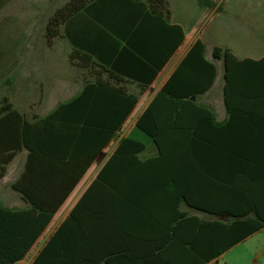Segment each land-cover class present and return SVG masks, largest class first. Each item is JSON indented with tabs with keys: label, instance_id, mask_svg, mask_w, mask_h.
Instances as JSON below:
<instances>
[{
	"label": "trees",
	"instance_id": "1",
	"mask_svg": "<svg viewBox=\"0 0 264 264\" xmlns=\"http://www.w3.org/2000/svg\"><path fill=\"white\" fill-rule=\"evenodd\" d=\"M90 1L69 0L58 8L46 25L47 37L57 36L61 23ZM144 1L168 18L167 0ZM197 3L213 5L210 0ZM164 25L176 29L177 42H182L179 26L165 21ZM204 51L197 40L135 123L151 140L156 155L141 159L142 142L120 139L31 264H208L264 228V56L239 59L229 48L213 49V59L223 62V102L228 115L224 124H218L210 109L191 99L209 90L216 77V68L205 60ZM100 87L96 95L114 97L118 104L113 108L83 105L85 91L60 104L32 125L34 154L29 162L39 158L68 162L87 154L91 162L107 146L136 98ZM3 102L0 120L17 114L6 98ZM109 110H114V120L106 119ZM98 114L105 118L98 120ZM7 124L14 150L19 149L23 128L15 120ZM42 125L44 138L38 144ZM74 184L75 180L64 189V196ZM13 188L18 190L16 185ZM61 202L24 211L0 207L3 264L24 258ZM181 205L214 218L204 220ZM16 221L17 231L11 228Z\"/></svg>",
	"mask_w": 264,
	"mask_h": 264
},
{
	"label": "crops",
	"instance_id": "2",
	"mask_svg": "<svg viewBox=\"0 0 264 264\" xmlns=\"http://www.w3.org/2000/svg\"><path fill=\"white\" fill-rule=\"evenodd\" d=\"M53 1L55 0H28L16 7L20 13L17 16L0 14V25L11 18L25 19L28 23L44 27L39 36L21 33L14 37L18 42L26 40V37L29 42L37 39L40 48L32 46L27 50L17 49L5 61L0 56V74L3 73L5 63L11 65L12 99L4 98L17 113L5 118L2 116L0 120V207L10 211H24L35 205L50 208L54 201H62L50 223L24 258L14 264L33 262L95 180L120 139L133 138L142 142L145 149L139 154L141 159L156 155L149 142L142 139L135 123L197 40L205 47V60L214 64L216 77L209 90L191 99L210 109L218 124H224L228 120L223 102L222 63L212 57L215 47H223L207 45L201 33L174 19L173 9L176 4L189 8L190 4H198L197 0H167L169 15L166 20L163 11H152L151 5L144 0H92L81 11L61 23L57 36L48 38L46 25L49 19L69 0H63L55 6H52ZM210 1L212 7H199L215 13L223 10L222 5L226 0ZM6 3L5 0H0V10L5 9ZM232 9L242 19L243 28L247 30L245 40L253 43L264 41L261 38L264 33L260 27H254L264 20V0H234ZM164 21L169 26H179L182 29V42L178 44L179 32L165 27ZM263 56L264 54L256 58L257 56L243 54L240 59H259ZM100 85L121 90L136 98L134 108L107 146L91 162L88 154L68 162L40 158L29 162L28 158L32 156L30 158L33 159L34 154L32 125L37 120L45 119L60 104L70 102L84 91L86 97L81 101L83 105H106L113 108L118 104V99L114 97L96 95L100 90L98 87L103 88ZM105 117L114 120L116 114L114 110H109ZM105 117L99 114L96 116L98 120ZM9 120L20 122L23 128L21 147L16 150L10 137L11 128L7 124ZM45 128L42 125L38 129V144L44 138ZM74 180L73 188L64 196V189ZM14 185L18 190L13 188ZM1 225L0 248L4 246V227ZM11 226L12 230H18L17 221ZM0 264H3L1 259Z\"/></svg>",
	"mask_w": 264,
	"mask_h": 264
},
{
	"label": "rangeland",
	"instance_id": "3",
	"mask_svg": "<svg viewBox=\"0 0 264 264\" xmlns=\"http://www.w3.org/2000/svg\"><path fill=\"white\" fill-rule=\"evenodd\" d=\"M27 1L28 0H5L7 5L3 11L0 10V14L9 15V17H12L11 15L14 14L17 16L20 13L18 12L19 8L17 9L16 7ZM61 1L63 0L53 1L52 6L59 4ZM233 2L234 0H226L222 5L223 10H217L215 13L210 10L201 9L198 4H190L189 8L182 7L181 4H176L173 9L174 19L180 20L185 25L193 28L195 32L201 33L207 45L216 44L223 48H229L239 59L242 58L243 54L257 56L256 58H258V56L264 54V41L253 43L245 40V38H247V30L243 28L244 24H242V19H239L237 12L232 9ZM12 4L13 6L15 5L14 9L12 8ZM254 27H260L261 32L264 33V20ZM43 29V26L30 22L28 23L25 19L11 20L10 18L5 20L0 25V56L2 57V61L7 60V56L10 58L17 49L27 50L30 47L32 48V46L40 48V42L37 39L29 42L26 37V40L18 42L17 39L14 40V37L16 34L21 33L24 35L32 33L39 36L43 32ZM261 38H264V35L261 36ZM221 63L222 71H224L222 60ZM221 80L223 82V77ZM1 81L3 82L1 83ZM10 81L11 65L5 63L3 65V73L0 74V106L4 103L2 98L7 97L9 100L12 99ZM137 131L140 133L142 139L148 141L150 146L156 151L151 140L141 131ZM181 209L188 210L204 220L214 218L212 215L197 212L185 205H181ZM208 264H264V228Z\"/></svg>",
	"mask_w": 264,
	"mask_h": 264
}]
</instances>
